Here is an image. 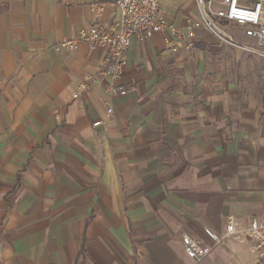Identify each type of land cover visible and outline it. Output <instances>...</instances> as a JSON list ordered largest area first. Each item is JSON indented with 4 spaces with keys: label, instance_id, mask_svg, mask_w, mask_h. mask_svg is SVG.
<instances>
[{
    "label": "crops",
    "instance_id": "0c3cea01",
    "mask_svg": "<svg viewBox=\"0 0 264 264\" xmlns=\"http://www.w3.org/2000/svg\"><path fill=\"white\" fill-rule=\"evenodd\" d=\"M159 3L183 36H133L111 96L105 48L56 45L115 25L117 0H0V264H194L184 235L213 245L205 228L264 220V57L188 35L196 0ZM252 245L197 264L264 261Z\"/></svg>",
    "mask_w": 264,
    "mask_h": 264
},
{
    "label": "built area",
    "instance_id": "2783aa9c",
    "mask_svg": "<svg viewBox=\"0 0 264 264\" xmlns=\"http://www.w3.org/2000/svg\"><path fill=\"white\" fill-rule=\"evenodd\" d=\"M160 0H117L120 10V18L115 25L93 26L81 28L76 36L64 39L56 45L73 49L77 47L78 41H86L94 47L107 50L106 73L112 82L108 87L111 96L123 93L126 90L124 84L114 83L121 78L126 66L125 54L131 44L133 36H142L168 30L171 34L183 36L182 29L172 26L163 15L160 14ZM200 11V19L188 18L186 20L187 34L195 36L196 31L203 28L213 34L225 45L241 47L255 55L264 57V0H254L251 5L240 3L239 0H222L224 8L215 9L213 0H196ZM221 20H228L244 27L245 34L255 40V44L247 45L237 42L221 25ZM119 28L116 31V28ZM96 81L94 74H88L80 84L79 90L74 93L78 97L82 92L90 88L92 82ZM111 112V108L108 109ZM102 120L93 123L94 126L102 124ZM206 234L213 241V245H203L197 239L184 235L182 243L186 255L194 261L201 262L209 256L214 247L223 244L229 238L253 241L252 249L257 255L264 257V220L253 219L248 226H242L238 221L230 219L224 233L219 234L209 228H205ZM186 264V263H180ZM258 264H264V261Z\"/></svg>",
    "mask_w": 264,
    "mask_h": 264
},
{
    "label": "rangeland",
    "instance_id": "374dc122",
    "mask_svg": "<svg viewBox=\"0 0 264 264\" xmlns=\"http://www.w3.org/2000/svg\"><path fill=\"white\" fill-rule=\"evenodd\" d=\"M230 34V33H229ZM231 35V34H230ZM232 36V35H231ZM233 37V36H232ZM235 39V38H234ZM236 40V39H235ZM237 41V40H236Z\"/></svg>",
    "mask_w": 264,
    "mask_h": 264
}]
</instances>
